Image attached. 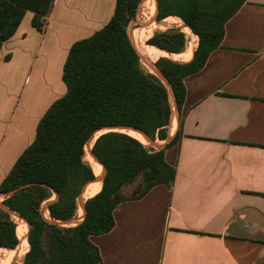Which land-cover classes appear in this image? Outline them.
Masks as SVG:
<instances>
[{"label":"crops","instance_id":"0c3cea01","mask_svg":"<svg viewBox=\"0 0 264 264\" xmlns=\"http://www.w3.org/2000/svg\"><path fill=\"white\" fill-rule=\"evenodd\" d=\"M114 7L115 0H52L42 32L26 11L3 42L0 183L65 94L71 44L101 29ZM183 85L167 132V142L177 132L178 140L164 151L172 186L118 203L114 227L89 236L101 264H264V0L240 6L220 46Z\"/></svg>","mask_w":264,"mask_h":264},{"label":"trees","instance_id":"16d2710c","mask_svg":"<svg viewBox=\"0 0 264 264\" xmlns=\"http://www.w3.org/2000/svg\"><path fill=\"white\" fill-rule=\"evenodd\" d=\"M140 1L115 0L109 21L71 44L61 77L65 94L46 110L33 142L0 183L1 193L23 186L4 197L2 203L26 221L27 231L23 226L16 233L11 215L0 208V249L17 251L25 233L22 242L28 250L21 264H101L98 248L89 236L114 227L112 212L125 200L120 196L121 188L140 177L143 189L129 198L138 199L157 184L172 186L175 170L165 161L164 151L176 144L178 132L160 149L150 148L125 132H106L92 145L105 175L100 191L85 201L83 219L72 227L51 222L71 219L77 213V196L84 183L93 178L84 146L96 130L129 126L144 131L152 140L168 136L171 105L167 90L154 74L141 67L138 52L144 59L153 55L148 50L181 53L185 38L179 29L169 28L155 31L144 43V35L134 30L131 37L136 49L127 26L135 20ZM245 1L155 0L156 22L178 17L198 37L196 49L183 62L158 57L154 63L170 84L177 111L185 97L183 78L198 72L220 46L224 24ZM51 2L0 0V48L15 33L26 11L33 13L31 24L42 32ZM143 5L146 7V0ZM98 165L101 173L102 166ZM95 185L90 184L85 193ZM7 256L14 257L10 252Z\"/></svg>","mask_w":264,"mask_h":264},{"label":"rangeland","instance_id":"374dc122","mask_svg":"<svg viewBox=\"0 0 264 264\" xmlns=\"http://www.w3.org/2000/svg\"><path fill=\"white\" fill-rule=\"evenodd\" d=\"M145 0H141L138 4L137 7V14H136V18L134 21H131L128 26H127V32H128V36L130 38V40L133 42L132 37H131V33L134 30H137L138 33L143 34V42L146 43V40L155 32V31H163L169 28H177L180 30V32H182L184 34V38H185V47H184V51L181 53H187L190 51L191 47L194 46L195 44V48L196 49L197 45H198V37L194 34L193 35H187L186 32L184 31L183 27H187L184 25L183 21L180 22L179 20H177L175 16H170L168 18H165L163 20H161L160 22H156L155 21V12L154 14L151 16L149 13H147V15H143V12L145 11L144 8L145 6L143 5ZM156 4V3H155ZM181 23V24H180ZM192 32V31H191ZM189 42V43H188ZM193 42V45H192ZM134 46L136 47L135 43L133 42ZM190 44V46L188 45ZM137 49V47H136ZM138 52V50H137ZM139 55V59H140V64L141 67L145 70L148 71L150 73H154L153 69H152V65H154L155 60L158 59V56L156 55H151L148 56L147 58H143V55L141 53L138 52ZM172 60V59H171ZM174 61H178V62H183L184 59H180L177 58V60ZM167 94H168V99L171 105V115H170V121L173 119H176V108L175 105L173 104V98L171 95L170 90H167ZM170 121H169V125L167 126V132L170 128ZM174 124V123H173ZM134 137L138 138L143 144H145L146 146L150 147V148H154V149H159L157 147L154 146V144L148 142L146 139L142 140V138H140V136H136L134 135ZM168 138L165 140H159V139H154L153 142L156 144H160L163 145L167 142ZM92 141V140H91ZM94 143V142H93ZM87 144H85L84 146V157L85 159L90 162V156H89V149L87 147ZM93 145V144H92ZM144 187V184L141 183V178L138 177L135 181H133L132 183L129 184H125L122 188H121V198L122 199H129L134 197L135 195H137ZM4 196L2 195V193L0 192V203L2 202ZM77 206H79L78 202H77ZM81 214V216H80ZM45 217L47 215V212L45 211L44 213ZM16 215H11L12 219L14 220V222L16 223V233L18 232L19 229H22L23 226L26 229L25 224L23 223V225L21 224V226H19V220L15 217ZM79 217H82V213L79 212V207L77 209V213L76 215L73 217L74 219H77ZM17 247V246H16ZM16 247L12 250H15ZM28 250V247H23L22 245H20L19 249L16 252H10L14 257H12V259L7 258L6 256L8 255L9 250L8 249H0V264H21L22 260H23V256L25 254V252Z\"/></svg>","mask_w":264,"mask_h":264},{"label":"water","instance_id":"95a60500","mask_svg":"<svg viewBox=\"0 0 264 264\" xmlns=\"http://www.w3.org/2000/svg\"><path fill=\"white\" fill-rule=\"evenodd\" d=\"M168 53V52H167ZM163 57V56H162ZM170 59V58H169ZM152 69H153V72L152 74H154L165 86L166 90H170L171 92V95H172V98H173V93H172V89L170 87V84L167 80V78L164 76V74L155 66V65H152ZM174 101V99H172ZM174 104V102H173ZM122 130H125V131H134L140 135L143 136V138H145L148 142L154 144L155 147L157 148H162L164 146L163 145H160V144H156L153 142V140L142 130L140 129H136V128H133V127H129V126H106V127H103V128H100L98 130H96L91 137L88 138L87 142L86 143H90L91 140L93 139L94 135L98 132H100L99 135L103 134V133H106V132H113V131H119V132H122ZM97 136V137H98ZM96 137V138H97ZM95 138V139H96ZM94 139V141H95ZM93 141V142H94ZM90 155L93 157L94 160H96L101 166H102V172L99 174V176H96L93 172V178L89 181H87L86 183H84V185L82 186L81 190H80V193L78 194L77 196V202L80 206V208L82 209V217L80 218H77V219H74V218H71V219H67V220H64V221H55V220H52L51 222L53 223H56L62 227H72V226H75L77 225L84 217L85 215V206H84V203L86 200H82V196L83 194L85 193L87 187L94 183V182H102L103 178H104V175H105V168L104 166L100 163V161L98 160V158L94 155L93 151H92V148L90 149L89 151ZM23 186L19 187V188H15L13 190H10L9 192H3L2 195L4 197H9L11 195H13L18 189L22 188ZM54 193V197H56V193L53 191ZM0 208H2L4 211L8 212L10 215H16L12 210H10L8 207H6L2 202L0 203ZM18 218L22 219L21 217H19L18 215H16ZM24 220V219H23ZM25 221V220H24ZM26 222V221H25ZM28 225V224H27Z\"/></svg>","mask_w":264,"mask_h":264},{"label":"bare ground","instance_id":"6f19581e","mask_svg":"<svg viewBox=\"0 0 264 264\" xmlns=\"http://www.w3.org/2000/svg\"><path fill=\"white\" fill-rule=\"evenodd\" d=\"M148 4H149V1L148 0H146V7H145V11H144V15L146 16L147 15V10H146V8L148 7ZM181 24V23H180ZM184 28V31L186 32V34L187 35H192V33H191V31H190V29L188 28V27H183ZM189 43V42H188ZM189 46H190V44H188ZM194 48H195V44H194V46L192 47V49L189 51V52H187V53H167V52H157V51H153V50H148L147 52L149 53V54H154V55H156V56H158V57H161V56H163V57H167V58H170V59H172V60H177V58H180V59H187L188 58V56H190L192 53H193V51H194ZM174 120L172 119L171 120V127H173L174 126ZM122 132H125V133H128V134H130L131 136H133L134 137V135H136V136H140V138H142V140H144L145 138H143V136L142 135H140V134H138V133H136V132H133V131H125V130H122ZM98 134H100V132H98L94 137H93V139H92V141L90 142V143H88L87 144V146L91 149L92 148V144H93V141H94V139L98 136ZM136 138V137H135ZM90 149H89V151H90ZM89 155H90V153H89ZM90 165H91V167H92V170H93V172H94V174L96 175V176H99V174H100V172H99V165H98V162L96 161V160H94L93 159V157L90 155ZM100 189H101V182H96V185H95V187H94V189L93 190H91V191H89V192H86V193H84L83 194V196H82V200H87L89 197H91V196H94L96 193H98L99 191H100ZM79 207V212L80 213H82V209L80 208V206H78ZM80 216H81V214H80ZM80 218V217H79ZM19 220V219H18ZM20 222H24V224H25V226H26V231H27V229H28V225H27V223L22 219V220H19ZM25 231V232H26ZM24 235H25V233L21 236V245L24 247L25 245H24V243L22 242L23 241V238H24ZM9 252H16V251H9ZM7 258H10V259H12V257H9V256H6Z\"/></svg>","mask_w":264,"mask_h":264}]
</instances>
